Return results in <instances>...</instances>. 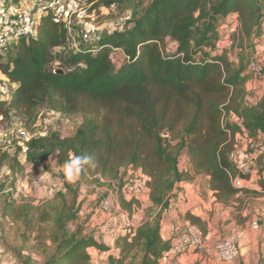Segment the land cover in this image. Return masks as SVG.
Here are the masks:
<instances>
[{
  "label": "trees",
  "instance_id": "1",
  "mask_svg": "<svg viewBox=\"0 0 264 264\" xmlns=\"http://www.w3.org/2000/svg\"><path fill=\"white\" fill-rule=\"evenodd\" d=\"M88 2L99 9L130 7L133 0ZM137 2L144 5L132 22L105 30L90 46L77 50L66 51L67 30L50 14L41 15L36 35L22 37L0 53V74L15 85L9 97L0 100V119L14 112L28 127L37 123L41 109L83 116L71 136L56 132L33 136L27 142L26 161H44L59 153L56 160L63 165L72 153L91 155L95 167L86 170L118 180L119 188L121 168L139 170L159 213L133 235L118 236L115 243L120 263L130 255L137 257L133 264H161L163 252L170 248V241L161 237V214L173 203L180 184L207 178L216 201L226 206L245 191L230 182L239 174L229 157L235 135L255 139L264 151V95L252 104L246 101L251 37L258 33L264 4L263 0ZM231 15L238 21L231 34L234 46L218 49L224 37L219 31L226 33ZM236 48L234 61L229 54ZM117 52L122 55L119 64L113 60ZM230 114L237 120L232 121ZM18 152L0 151V168L21 170ZM181 153L189 163L183 170L178 165ZM260 173L257 188L264 191V167L259 166ZM120 204L130 210L132 202L121 197ZM79 211L77 185L63 180L52 199L40 205H7L3 216L20 223L30 235L47 232L52 251L43 264H89V248L101 252L109 248L83 233L82 225L69 230ZM183 218L206 234L205 220L190 212Z\"/></svg>",
  "mask_w": 264,
  "mask_h": 264
},
{
  "label": "rangeland",
  "instance_id": "2",
  "mask_svg": "<svg viewBox=\"0 0 264 264\" xmlns=\"http://www.w3.org/2000/svg\"><path fill=\"white\" fill-rule=\"evenodd\" d=\"M143 5L144 3L140 4L137 0H133L130 7H116L114 5L111 8L93 9L92 4H90L89 12L92 14V18L84 20L74 19L70 31L71 42L65 47L66 51L90 46L105 30L111 31L123 28L138 16ZM219 35L224 36L221 31H219ZM250 47L251 54L254 55L252 44ZM167 48L168 51H172L174 44L171 41L167 42ZM237 49L230 52L229 58L231 60H237ZM113 60L116 64H119L122 61V55L119 52L115 53ZM1 77L2 75L0 74ZM246 89L248 92L246 101L249 104L254 103L263 96L264 73L260 77L251 76L246 83ZM83 121L84 117L80 115L65 116L41 109L37 123L27 127L14 112H11L9 118L0 119V151H6L10 155L18 152L15 134L19 129L29 131L34 136L38 135L42 130H46L47 135L50 132H56L60 136L65 137L73 135L76 128ZM252 141H254L253 145L243 138L237 145L238 151L247 155L243 159L242 166H245L250 171L247 174L248 176H256L259 166L264 167V151L260 153L259 143L255 142V139ZM50 156L52 155H49L44 161L28 162L19 151L17 157L22 164L21 170L13 172L6 166L0 168V264H43L52 251L50 241L45 238L47 232L40 237H36L37 232H33L30 235L25 232L24 227L20 223L11 221L3 216L7 205H19L23 202L40 205L52 199L54 194L62 189L63 180H66L61 171L63 165L57 162L56 157L49 159ZM188 164L187 155L181 153L178 162L179 168L182 170L188 168ZM130 170L126 168L120 169L123 179H129L130 174L133 175L135 173L138 175L139 173L138 170H131V172ZM38 175L42 177L43 181L39 189L35 191L31 188V182ZM198 181L200 184L203 182L202 178L201 180L198 179ZM71 183L78 187L80 211L78 219L69 224V230L72 231L76 226L82 225L84 227L83 233L93 236L109 248L103 252L96 248H89L87 250L90 255L89 264H133L137 257L134 258L130 255L120 263L121 256L119 254L120 250L116 247V238L125 234L131 236L143 222L147 220L153 221L159 213V207L153 205L149 198L144 196L141 201L133 202L130 210L123 208L120 204L122 195L117 189L119 188V181L101 177L98 173L93 174L88 170H85L78 180ZM201 188L202 185H199L200 190ZM106 195H110L114 203L109 214L103 212L100 208V201ZM124 199L126 200V198ZM234 203L226 206L221 205L214 209L212 202L210 204V212H206L209 215L208 218L217 215L214 226L211 228L208 229L207 220L204 223L207 232L212 235L216 244L222 238L235 232L237 224L242 219V209H245L247 204L255 208L259 206L254 201L242 203L241 200H238ZM201 205L198 204V206ZM124 216H128L133 220L135 227L134 230L132 229L131 234L125 233L127 226ZM165 216L166 212H163L160 221ZM246 217L249 220V226L242 229L245 230V238L248 239V242L240 246L239 256L233 261L238 262L241 258H244L247 264H263L261 248L258 247L259 249H256V244L258 246L263 239L262 232L260 231L259 234L251 232V223L257 220L259 216L247 214ZM223 219L229 221L226 226L223 225ZM186 224V222L179 221L178 225L173 227L174 232L181 231L186 227Z\"/></svg>",
  "mask_w": 264,
  "mask_h": 264
},
{
  "label": "built area",
  "instance_id": "3",
  "mask_svg": "<svg viewBox=\"0 0 264 264\" xmlns=\"http://www.w3.org/2000/svg\"><path fill=\"white\" fill-rule=\"evenodd\" d=\"M2 7L0 9V53L5 54L10 50L11 46L20 38L34 36L38 32L39 18L43 14H50L52 20L55 23L62 24L67 30V43L71 42V25L74 19L84 20L92 18V14L89 12V5L91 3L88 0H35L29 6H22L19 2L12 0H0ZM86 24V22H85ZM226 29L223 39L218 42L217 48L231 49L234 46V42L231 38V34L235 32L238 27V21L235 15H231L226 20ZM259 33L264 34V23L260 22ZM77 50V49H76ZM255 55V56H254ZM251 54L248 61L247 69L251 76L260 77L264 73V63L261 57L254 53ZM15 85L10 83L6 78H0V100H5L9 97L11 91ZM229 118L232 121H236L237 117L234 114H230ZM38 135L46 136L47 131L42 130ZM34 136L29 131L19 129L15 134L18 147L22 155L26 153L27 142ZM245 138L248 143H254L251 139H248L242 134H236L234 137V148L230 153V159L234 162L237 156V145ZM260 145V143H259ZM261 152V149L260 151ZM239 174L230 177V182L235 188L248 189L247 177H242L240 174L247 175L250 171L245 166H237ZM128 169L134 170L129 167ZM130 170V172H131ZM138 175L135 173L130 174L129 179H123V184L120 191L123 198H126L130 202H138L148 197V189L146 186V178L138 170ZM248 176V175H247ZM41 176H35L31 182V188L37 191L42 183ZM259 192L260 199L264 204V191L255 188ZM113 201L110 195H106L100 201V208L103 212L109 214L113 208ZM125 217V224L127 231L125 233L131 234L134 230V223L128 216ZM259 224L264 227V213L259 220H254L251 223L253 229H257ZM172 238L170 240V248L163 252L160 263L168 264L175 256L189 250L201 251L205 247L204 235L201 230L193 224H186V227L181 231H175L172 228ZM244 238V232L237 230L230 235L222 238L215 246V251L218 258L221 261L227 262L236 259L240 253V245Z\"/></svg>",
  "mask_w": 264,
  "mask_h": 264
},
{
  "label": "crops",
  "instance_id": "4",
  "mask_svg": "<svg viewBox=\"0 0 264 264\" xmlns=\"http://www.w3.org/2000/svg\"><path fill=\"white\" fill-rule=\"evenodd\" d=\"M15 2H18L22 6H29L31 5L35 0H12ZM264 4V0H263ZM2 7L1 1H0V9ZM233 16V15H232ZM261 23H264V5H263V15L261 18ZM251 44H252V50L254 53L259 55L261 57V60L264 63V34L263 33H257L256 35L251 37ZM252 52V51H251ZM247 155H244L241 152H237V156L235 157L234 164L236 166H242L243 165V159L246 158ZM263 173L247 176V185L249 186L248 189H245L244 192H239L237 196L238 200H241L242 203H245L246 201H254L255 203H258V208H255L253 206H249L247 204L245 209H242L241 212L242 219L240 220L239 224H237L235 231L242 230L244 232V238L241 243V245H245L248 242V239H246L245 230L242 229L243 227L247 228L249 226V220H247L246 215H256L259 216L257 220L261 218V216L264 213V204L262 203L259 194L254 193L255 188H257V180ZM202 184L199 183L198 179L190 180L187 183L180 184L179 186V192L177 196L174 198L173 203L170 205L169 209L166 211V216L161 221V237L165 241H170L172 238V228L175 225H178L179 221L186 222V220L183 218L184 214L186 212H190L191 214L200 217L202 220H207V227L208 229L214 226V221L217 218V215H213L211 218H208V214L206 212H210V204L213 202L214 209L218 208L222 204L216 201V198L213 194V191L209 189L207 184V178L202 179ZM199 185H202L201 190L199 189ZM235 201H233L231 204H235ZM198 204H202L201 206H198ZM224 206V205H222ZM204 210V211H202ZM198 211L197 213H195ZM203 213V214H202ZM246 218V219H245ZM223 225L225 222V219L222 220ZM187 223V222H186ZM226 226V225H224ZM251 232H255L259 234V232H262L263 239L259 242L258 246L256 244V249L261 248V251L263 253V264H264V227L263 225L259 224V227L257 229L251 228ZM204 241H205V247L201 251H196L189 249L177 256H175L172 260L169 261L168 264H247L246 260L244 258H241L238 262L232 261H221L215 251L216 242H214L212 235H210L207 231L204 235ZM255 244V243H254ZM240 245V246H241ZM242 253V249H241ZM242 255V254H241ZM257 264V263H256Z\"/></svg>",
  "mask_w": 264,
  "mask_h": 264
},
{
  "label": "clouds",
  "instance_id": "5",
  "mask_svg": "<svg viewBox=\"0 0 264 264\" xmlns=\"http://www.w3.org/2000/svg\"><path fill=\"white\" fill-rule=\"evenodd\" d=\"M59 153H53L49 159H54ZM95 167V158L91 155H77L72 153L69 159L63 164L61 171L67 182H75L80 175L87 169Z\"/></svg>",
  "mask_w": 264,
  "mask_h": 264
},
{
  "label": "water",
  "instance_id": "6",
  "mask_svg": "<svg viewBox=\"0 0 264 264\" xmlns=\"http://www.w3.org/2000/svg\"><path fill=\"white\" fill-rule=\"evenodd\" d=\"M62 71L61 70H57V73H61ZM229 223V221H225L224 222V225H227Z\"/></svg>",
  "mask_w": 264,
  "mask_h": 264
}]
</instances>
